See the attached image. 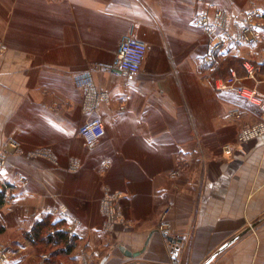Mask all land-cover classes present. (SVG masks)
Segmentation results:
<instances>
[{"label":"crops","instance_id":"obj_1","mask_svg":"<svg viewBox=\"0 0 264 264\" xmlns=\"http://www.w3.org/2000/svg\"><path fill=\"white\" fill-rule=\"evenodd\" d=\"M263 3L0 0L4 264H169L158 231L167 207L181 264H205L226 245L209 264H264V135L237 138L261 117L237 91L264 95L262 76L242 67L264 71V29L249 45L238 26ZM216 9L230 39L209 64L212 39L196 20ZM131 30L148 49L135 76L112 71ZM232 71L234 88L217 91ZM95 119L106 135L87 147L80 128ZM47 217L77 237L68 256L28 238Z\"/></svg>","mask_w":264,"mask_h":264},{"label":"built area","instance_id":"obj_2","mask_svg":"<svg viewBox=\"0 0 264 264\" xmlns=\"http://www.w3.org/2000/svg\"><path fill=\"white\" fill-rule=\"evenodd\" d=\"M262 14V10L259 8L258 10L255 9L254 15ZM216 21L213 23L210 21V18L207 16H198L196 20L197 27H201L207 32L210 37L213 39L214 36L217 35V25L222 18L220 14L215 15ZM257 27L252 24V22L245 23L243 27H241L240 35L243 41L248 43L249 45L256 44L258 40L259 32L256 31ZM222 40L221 37L217 35V41L212 42V48L205 58V62L210 63L211 60L220 52L222 48ZM118 52L115 60L112 63V71L113 72H121L126 73L130 76H135L139 74L144 59L147 54V46L146 44L137 39L131 30L127 35L123 37L121 42L118 46ZM244 69L247 72L248 76L251 78H256L257 69L251 63H245ZM264 76V75H263ZM264 80V79H263ZM80 85L86 89V92H90L93 81L89 74L83 75L80 77ZM237 81V77L233 75L228 80H217L215 83V89L217 91H225L234 87ZM237 92L240 95L247 99L249 102L257 105L261 111V121L260 123L247 127L246 129L242 130L239 135V142L241 144L247 143V141H251L253 139L262 137L264 135V95H260L256 90H249V89H239ZM79 134L83 138L87 147H94L104 136L106 135V129L103 125V122L100 119H95L94 121L88 122L81 126ZM8 160L6 159V155L3 150H0V174L5 171L7 167ZM20 181H24L23 177H20ZM0 187V192H2ZM165 235H168V232L165 231ZM7 261V256L5 254H0V263H5Z\"/></svg>","mask_w":264,"mask_h":264},{"label":"rangeland","instance_id":"obj_3","mask_svg":"<svg viewBox=\"0 0 264 264\" xmlns=\"http://www.w3.org/2000/svg\"><path fill=\"white\" fill-rule=\"evenodd\" d=\"M261 9L262 10V14H260L259 16L257 15H254V11H255V9ZM218 14H220V16H222V18L220 19V21H219V23H218V25H217V35L218 36H220L221 37V40H222V45H221V49H220V52L217 54V55H215L214 56V58L211 60V62L209 63V64H211V63H213V62H215V59L219 56V54L221 53V51L224 49V44H225V41H229V39H230V37H228L227 36V32L225 33V34H223V32H221V29H222V25L224 24V25H226V21H225V16L223 15V12L221 11V10H219V9H216L213 13H212V15H208V14H206V13H200V14H198V16H207V17H209L210 18V21L213 23L214 21H216V17H215V15H218ZM198 16H197V19H198ZM211 16V17H210ZM245 19H244V21H243V23L242 24H239V26H238V31H239V34L241 33V31H240V29H241V27H243L244 26V24L245 23H248V22H252V24L253 25H255L256 27H257V29H256V31L257 32H259V30H261V29H264V3L263 4H258V5H255V4H251L250 5V7H249V9L246 11V14H245ZM203 29V28H202ZM203 31H204V29H203ZM205 32V31H204ZM206 34L207 35H209L207 32H206ZM217 35L216 36H214L213 37V39H212V42H215V41H217ZM260 35H261V33H259L258 34V40H257V42L259 41V37H260ZM210 36V35H209ZM256 42V43H257ZM212 46V45H211ZM208 63V62H207ZM245 63H251L256 69H257V72H256V78H251V76H248L247 75V72H246V70L244 69V64ZM242 67H243V70L245 71V73H244V77H247V78H250V79H255V80H258V75L260 74L262 77H261V80L260 81H264L263 79H264V71L263 70H261L259 67H257L255 64H253L252 62H250V61H245V62H243V64H242ZM233 75H235V77H237V81L240 79V77L238 76V74H237V72H235V71H232L231 73H230V76L228 75V76H225V77H229V78H227V79H223L222 77L220 78V79H217V80H228V79H230V77H232ZM237 81H236V83H237ZM236 83H235V85H236ZM234 85V86H235ZM234 88V87H233ZM241 89H245V88H241ZM247 89V88H246ZM228 90H230V89H228ZM249 90H251V89H249ZM252 90H255V89H252ZM225 91H227V90H225ZM259 93V92H258ZM240 94V93H239ZM260 94V93H259ZM261 95V94H260ZM263 95V94H262ZM241 96V95H240ZM246 100V99H245ZM248 101V100H247ZM251 103V102H250ZM253 104V103H252ZM253 105H255V104H253ZM256 107H258L257 105H255ZM259 108V107H258ZM259 110H260V108H259ZM260 113H261V111H260ZM233 115L235 116V117H238V113H236V112H234L233 113ZM261 118H262V115H261V117H260V121H261ZM260 121H258V123H260ZM258 123H256V124H258ZM256 124H254V125H256ZM254 125H249V126H247V127H251V126H254ZM247 127H245L244 129H246ZM243 129V130H244ZM242 131V130H241ZM240 131V132H241ZM239 135V134H238ZM237 138H238V136H237ZM260 138V137H259ZM257 139V138H256ZM254 140V139H253ZM238 143H240L239 142V138H238ZM0 150H2L1 148H0ZM0 187H2L1 185H0ZM1 190H3L2 192H0V196L2 195V194H4V197L6 198V190H4L3 188H1ZM169 208L167 207V208H165V209H163V211L161 212V214H160V216H162V223H161V225L159 226V228H158V231H161L164 235H165V231H167L168 232V235L170 236V237H167L166 235H165V239H167L168 241H167V244H168V246H170V249L172 250L171 252H172V256H171V259L169 260L170 261V263L169 264H181V261H180V259L178 258L179 257V253L177 252L176 253V247L174 246V242H175V240H173V241H169V239L172 237V234H171V231H170V225H169V223L166 221V218H167V215H168V213H169ZM263 224V222H259V223H255V225H253L251 228H253V229H256V227H258V226H260V225H262ZM252 229V230H253ZM8 256V255H7Z\"/></svg>","mask_w":264,"mask_h":264},{"label":"trees","instance_id":"obj_4","mask_svg":"<svg viewBox=\"0 0 264 264\" xmlns=\"http://www.w3.org/2000/svg\"><path fill=\"white\" fill-rule=\"evenodd\" d=\"M222 78L227 79L229 77ZM4 199V194H2L0 196V206L4 204ZM61 227V224H54L53 219L47 217L42 222L37 223L33 230L27 235L33 245L39 246L43 250L54 249L55 252L68 256L75 250L78 239L69 233H65ZM1 231L2 227L0 222V232Z\"/></svg>","mask_w":264,"mask_h":264},{"label":"water","instance_id":"obj_5","mask_svg":"<svg viewBox=\"0 0 264 264\" xmlns=\"http://www.w3.org/2000/svg\"><path fill=\"white\" fill-rule=\"evenodd\" d=\"M240 236H243V234L242 235H240ZM239 236V237H240ZM239 237H237L235 240H237ZM234 240V241H235ZM169 241H173V239H169ZM229 245H226L225 247H223L222 249H220V251L219 252H217L216 254H214L211 258H209V260L205 263V264H209L211 261H213V259L218 255V254H220V252L222 251V250H224L226 247H228Z\"/></svg>","mask_w":264,"mask_h":264}]
</instances>
